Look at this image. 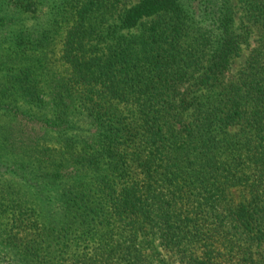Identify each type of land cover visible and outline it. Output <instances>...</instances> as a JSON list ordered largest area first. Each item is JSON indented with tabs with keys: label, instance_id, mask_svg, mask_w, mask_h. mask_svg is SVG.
Listing matches in <instances>:
<instances>
[{
	"label": "trees",
	"instance_id": "obj_1",
	"mask_svg": "<svg viewBox=\"0 0 264 264\" xmlns=\"http://www.w3.org/2000/svg\"><path fill=\"white\" fill-rule=\"evenodd\" d=\"M124 2L0 0V264H264V0Z\"/></svg>",
	"mask_w": 264,
	"mask_h": 264
},
{
	"label": "rangeland",
	"instance_id": "obj_2",
	"mask_svg": "<svg viewBox=\"0 0 264 264\" xmlns=\"http://www.w3.org/2000/svg\"><path fill=\"white\" fill-rule=\"evenodd\" d=\"M137 2H139V0H125L124 5L126 7H129L133 4H136ZM15 17L17 20V25H16L15 30L16 32H18V34H20L21 32H23V30L25 31L28 30V28L33 30V27L35 26V23L37 22L38 13L36 14L27 13L24 15L23 14L16 15ZM250 50H251L250 48L246 49L241 55V57L237 58L234 61L232 70L230 72L231 80L234 81L237 78L239 71L244 67L247 61V57L250 53ZM77 120L75 121L77 122ZM76 125H77V129L73 130V133H70L71 135H74V136H71V135L69 136L80 138V139H85V138H89L94 133L92 125L89 122L80 120L79 122L76 123ZM6 183H10L16 188L20 189L22 192L28 194V196L38 206V210L40 211V217H41L42 222L48 221V215L52 211H55L58 213L59 211H61V209H63L57 198L60 195L61 190H62V186L60 185H56L53 188L46 187L43 192L44 195L41 198L40 195L37 193V189L32 187L25 180H23L21 175H16L13 173L0 174V185H4ZM234 195L237 199L239 198V192H235ZM153 237L154 236H151L150 238L151 243L149 244V246H146L143 249L142 256L146 258L148 261H150L151 264H164V263L179 264L177 262V259L174 256H172V254L165 251L160 246V242Z\"/></svg>",
	"mask_w": 264,
	"mask_h": 264
}]
</instances>
